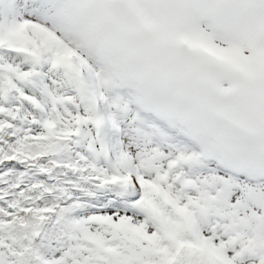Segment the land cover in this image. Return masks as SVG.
Listing matches in <instances>:
<instances>
[{
  "label": "snow or ice",
  "instance_id": "snow-or-ice-1",
  "mask_svg": "<svg viewBox=\"0 0 264 264\" xmlns=\"http://www.w3.org/2000/svg\"><path fill=\"white\" fill-rule=\"evenodd\" d=\"M0 264H264V0H0Z\"/></svg>",
  "mask_w": 264,
  "mask_h": 264
}]
</instances>
